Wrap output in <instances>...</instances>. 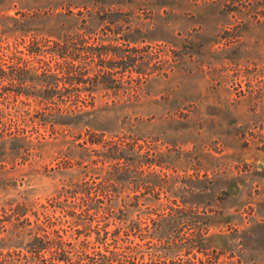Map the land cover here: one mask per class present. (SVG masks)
I'll list each match as a JSON object with an SVG mask.
<instances>
[{
  "label": "rangeland",
  "instance_id": "1",
  "mask_svg": "<svg viewBox=\"0 0 264 264\" xmlns=\"http://www.w3.org/2000/svg\"><path fill=\"white\" fill-rule=\"evenodd\" d=\"M33 1L5 0L0 16L39 15L40 27L66 19L67 33L117 39L111 44L151 55L155 71L136 99L112 106L115 90L98 89L94 112L83 119L91 128L139 137L143 150L160 155L171 189L147 191L140 210L154 217L172 201H185L209 225L206 255L195 252L194 261L264 264V0H110L116 24L110 31L101 18L86 16L85 29L78 30L81 17L55 16L67 9ZM32 66L37 63L26 68ZM122 74L124 80L137 76ZM15 104L1 95L0 264L7 253L25 252L35 211L69 179L59 172L69 165L59 154L65 144L49 138L24 149L9 141L20 124ZM36 125L28 128L34 142ZM75 168H66L68 175Z\"/></svg>",
  "mask_w": 264,
  "mask_h": 264
},
{
  "label": "trees",
  "instance_id": "2",
  "mask_svg": "<svg viewBox=\"0 0 264 264\" xmlns=\"http://www.w3.org/2000/svg\"><path fill=\"white\" fill-rule=\"evenodd\" d=\"M33 3L39 6L43 0ZM44 4L67 9L68 14L55 16L81 17L78 30L85 29L86 17L101 18L109 31L116 26L110 0H44ZM21 15L0 16V98L12 97L20 118L16 131L7 136L24 149L39 148L49 138L65 144L59 154L69 165L59 172L69 179L35 211V231L22 247L25 252L7 253L1 264H205L193 260L195 252L206 255L207 248L209 225L198 209L172 201L154 217L140 210L147 191L159 194L171 189V178L160 173L164 166L160 155L143 150L139 137L107 133L83 121L94 112L98 89L115 90L109 97L112 106L136 99L142 83L155 71L149 67L151 55L136 46L112 45L117 39L106 43L78 31L67 33L66 19L40 27L39 15ZM30 63L37 66L26 68ZM124 72L137 76L124 80ZM35 124L34 142L28 128ZM74 165L68 175L66 168Z\"/></svg>",
  "mask_w": 264,
  "mask_h": 264
}]
</instances>
